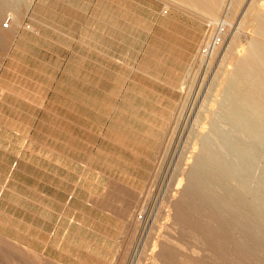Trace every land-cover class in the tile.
<instances>
[{
	"label": "rangeland",
	"instance_id": "374dc122",
	"mask_svg": "<svg viewBox=\"0 0 264 264\" xmlns=\"http://www.w3.org/2000/svg\"><path fill=\"white\" fill-rule=\"evenodd\" d=\"M227 1L0 0V140L32 129L74 192L55 231L1 217L0 264H264V202L201 150L230 83L264 103V61L239 68L264 0Z\"/></svg>",
	"mask_w": 264,
	"mask_h": 264
},
{
	"label": "bare ground",
	"instance_id": "6f19581e",
	"mask_svg": "<svg viewBox=\"0 0 264 264\" xmlns=\"http://www.w3.org/2000/svg\"><path fill=\"white\" fill-rule=\"evenodd\" d=\"M232 1L233 0L227 1L228 5L226 8H228V11L230 5H232ZM260 5L261 13H264V2H262ZM263 15L264 14L258 16V21L259 18L263 17ZM259 22L261 34L264 36V20H260ZM241 24L239 25L241 26ZM237 29H239V26ZM256 45H259V43L255 40H251L245 55L239 54L240 57H249L252 54L251 51L255 50ZM254 52L255 51H253V53ZM253 55H251L252 58ZM262 60L264 61V52L261 54V56L257 55L251 59L250 63L242 61L239 68L244 69L246 66H252L257 62L262 63ZM240 81L241 80L238 79L239 83H241ZM241 86H246L247 89H242ZM254 91H256V86L253 84L238 85L236 83H230L226 90V97L221 102L220 108L217 109L218 113L216 112L217 114L214 116L213 121L211 122V130L213 131H205V133L201 132L200 134L202 146L201 150L204 152V157H206L207 160L215 163L217 170L235 175L233 178L234 180L245 186L249 191H251L253 195L256 196L258 200H262V202H264V167H262L263 165L261 166V163L264 160V103L255 97ZM260 166L262 167V171L257 174V170L260 168ZM259 203L261 204V201ZM166 220H164V222ZM160 224L164 226V223ZM167 230L168 228L166 231ZM171 230L172 229L169 228V231ZM151 232L153 231L151 230ZM161 245L163 246L164 242H161ZM150 251L147 253L150 254ZM155 251L156 250H154V253ZM147 261H149V259H147ZM153 261L155 260H152L151 262ZM152 264H154V262Z\"/></svg>",
	"mask_w": 264,
	"mask_h": 264
},
{
	"label": "crops",
	"instance_id": "0c3cea01",
	"mask_svg": "<svg viewBox=\"0 0 264 264\" xmlns=\"http://www.w3.org/2000/svg\"><path fill=\"white\" fill-rule=\"evenodd\" d=\"M42 110L38 104L36 111ZM32 131L30 128L14 127L1 131L4 137L0 140V219L9 215L37 216L39 208L57 209L48 214L51 216L48 222L55 231L64 217L62 208L69 207L74 192L68 185L55 187L52 158L40 161L30 158L28 151L33 148Z\"/></svg>",
	"mask_w": 264,
	"mask_h": 264
},
{
	"label": "built area",
	"instance_id": "2783aa9c",
	"mask_svg": "<svg viewBox=\"0 0 264 264\" xmlns=\"http://www.w3.org/2000/svg\"><path fill=\"white\" fill-rule=\"evenodd\" d=\"M4 26L5 27H8L9 26V19H7V21L5 22V24H4ZM220 42V37H217V38H215L214 40H213V44H215V43H219ZM210 45H211V43H210ZM208 47H210V46H208Z\"/></svg>",
	"mask_w": 264,
	"mask_h": 264
}]
</instances>
